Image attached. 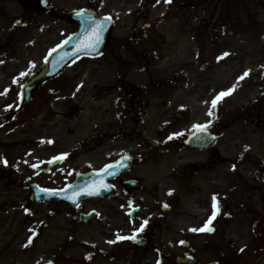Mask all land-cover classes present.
<instances>
[{
  "label": "flooded vegetation",
  "instance_id": "1",
  "mask_svg": "<svg viewBox=\"0 0 264 264\" xmlns=\"http://www.w3.org/2000/svg\"><path fill=\"white\" fill-rule=\"evenodd\" d=\"M10 1L0 0V25L7 24ZM37 2L26 0L18 26L29 29L34 23ZM42 39L39 29L28 35L26 53L31 54L34 47L41 49ZM4 52L7 55V45ZM105 54L106 66H119V44L111 45ZM72 67L40 85L16 117L7 115V107L15 100L19 103L21 87L7 90V81L16 76L7 73V56L0 70V115L5 121L0 125V264H176L179 259L211 264L206 257L214 252L208 250V241L200 239L232 236L238 232L235 224L250 212L255 215L247 206L253 192L251 181L235 165L227 171L228 160L221 158L219 148L230 149L227 142L220 143L218 128H207L218 137L209 150L188 149L184 141L198 125L187 127L179 120L159 130L161 138L163 132H174L162 144L125 149L124 137L131 136L124 131L125 121L131 128L147 122L145 99L154 92L124 86L123 71L118 68L109 69L103 85L88 91L74 84L77 72L83 76L85 70ZM35 73V69L28 70L24 84ZM86 94L93 100L88 117L70 118L68 111L77 110V99ZM162 104L154 107L158 112L152 121L167 116L169 107ZM31 106L36 108L34 114ZM38 112L45 116H36ZM121 159L123 164L114 173L99 174ZM256 174L263 186L258 192L264 194V166ZM81 175L86 176L87 188L94 185L99 193L103 188L106 193L80 201L58 194ZM213 197L218 206L210 225L213 231H190L207 223ZM188 198L192 213L184 204ZM145 220L147 226L139 232ZM134 234L135 241L109 243L118 235ZM175 236L188 240H180L173 248ZM183 242L187 245L182 246ZM224 258L216 256L214 264H226L221 262Z\"/></svg>",
  "mask_w": 264,
  "mask_h": 264
},
{
  "label": "rangeland",
  "instance_id": "2",
  "mask_svg": "<svg viewBox=\"0 0 264 264\" xmlns=\"http://www.w3.org/2000/svg\"><path fill=\"white\" fill-rule=\"evenodd\" d=\"M45 1L48 2L50 11L47 9L37 13L29 29H14L12 23L23 14L22 7H18L19 4L15 3L7 6V47H9L7 73L18 75V78L9 81L8 85H19L25 69L32 63L38 64L46 50L73 31L74 28L60 25L49 18L55 11L58 13L61 9L90 7L100 15L112 16L117 22L115 37L124 45L130 43L131 31H135L136 34L141 33V29L149 25L146 37L141 36L144 43L140 44L138 51L141 56L149 54L148 60L147 58L143 60L144 58L138 53H133L132 48L123 49L125 62L120 68L123 69L124 64L128 65L129 73L123 72L120 80H124V85L139 84L149 87L146 90H150L152 88L147 76H150V81L153 80L154 84H159V81L166 78L170 79L171 99L166 100L165 103L171 104V111L177 103L193 110L198 105L195 99L198 95L195 93L197 88V92L203 96L201 97L203 102L235 87V91L218 102L213 115L218 120L223 140L233 139L229 158L241 159L239 166L247 168V171L241 175L247 180L258 182L253 166L264 164V129L250 126L246 114L253 110L252 102L264 87V0H241L235 6L230 0H223L224 4H221L220 0H172L171 4H165L163 0ZM36 29H40L39 33L43 35L41 49L34 47L33 52L27 54L26 37L30 34L35 35ZM4 38L5 29L2 27L0 28L1 47ZM3 50L4 47L0 48V57L3 55ZM17 52L21 53L24 61L20 60ZM225 53L228 55L225 56ZM132 56H139V61H134ZM2 65L3 63L0 64V69ZM94 67L97 68L93 73L90 69ZM76 68L85 70L84 76L79 81H83L81 85L85 80L89 81L86 85L88 91L95 83L101 82L110 74L102 58L82 63ZM245 72L249 75L239 80ZM155 92L159 93L161 90ZM160 96L162 97L163 94ZM152 97L151 100L149 99L150 108H152ZM157 97L158 95L154 97L156 101H158ZM106 103L108 100L102 104ZM76 105L79 106L78 110L68 111L71 114L70 118H86L90 96L83 95L77 99ZM34 110L35 107L31 106L30 111ZM39 112L36 116H45L44 113ZM149 113L152 115L151 110ZM177 115L179 118V115L184 116L182 112H178ZM190 117L185 116L180 120L189 119L190 123ZM231 118L235 120L227 121ZM201 119H204V115H201ZM136 131L139 134L137 141L141 145L153 144L154 125L148 122V127L140 125ZM188 199H185L184 204L193 211L191 201ZM251 199V205L248 206L264 216V203L258 193H253ZM178 224L183 225L181 221ZM254 224L245 218L240 224L241 227L239 225L234 227L240 234L209 240L220 256L236 255L239 264H264V221L261 225ZM180 239V236L172 238L173 248H177Z\"/></svg>",
  "mask_w": 264,
  "mask_h": 264
},
{
  "label": "water",
  "instance_id": "3",
  "mask_svg": "<svg viewBox=\"0 0 264 264\" xmlns=\"http://www.w3.org/2000/svg\"><path fill=\"white\" fill-rule=\"evenodd\" d=\"M65 18L69 22H76L79 25V31L78 34L75 35L72 39H69L65 43V45H63L61 48L52 53L53 55L50 60L52 61L50 68L51 70H54L61 66V64L64 65L69 61L76 60L84 56H93L98 54L104 48L106 41L109 38V24L103 23L102 19H95L93 17H83L74 19L75 17L71 13L66 14ZM97 25H102L103 27L102 30L99 32L100 42L98 44H95L93 33L96 30ZM90 43L95 44V46L88 47ZM46 78L47 77L44 76L39 77L37 80L35 79L36 81L33 84V87L40 80H45ZM195 145L199 147L198 144Z\"/></svg>",
  "mask_w": 264,
  "mask_h": 264
},
{
  "label": "snow or ice",
  "instance_id": "4",
  "mask_svg": "<svg viewBox=\"0 0 264 264\" xmlns=\"http://www.w3.org/2000/svg\"><path fill=\"white\" fill-rule=\"evenodd\" d=\"M163 2L165 4H171L172 3V0H163ZM102 25H97L96 27V30L94 31L93 33V37H94V40H95V44H98L100 42V37H99V32L102 30ZM95 44H92L90 43L88 45V47H94ZM228 53H225V56H227ZM249 73L248 72H245L240 78L239 80H243L246 76H248ZM239 82V81H238ZM233 91H235V87H233L232 89L226 91V92H221L219 93L215 98L212 99L211 101V108L210 110L208 111V115L211 117L213 115V111L215 110V108L217 107V104L218 102L221 101V99L223 97H226L228 95H230ZM210 125H198L197 126V130L198 131H201V132H204L207 130V128L209 127ZM50 143V142H49ZM247 150V149H246ZM51 195H55L56 193H50ZM89 195H93L95 193H88ZM169 195H171V193H169ZM212 209H213V215H212V218L209 219V221L202 227V228H199V229H196V228H193V229H190V231L192 232H211L213 231V229L210 227L211 223H212V220L215 219L216 215L218 214V206H217V203H216V197H213L212 198ZM75 202V201H73ZM147 220H145L143 222V224L141 225V227L139 228V232H143L144 231V228L147 226ZM122 240H132V241H135L136 240V234H134L133 236L131 237H121V236H117V240L116 241H109V243H115V242H118V241H122ZM31 241H29L30 243Z\"/></svg>",
  "mask_w": 264,
  "mask_h": 264
}]
</instances>
